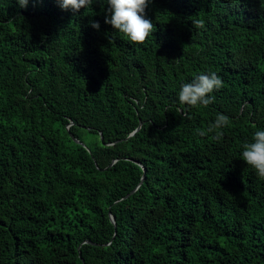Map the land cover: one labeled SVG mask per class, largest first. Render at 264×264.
Segmentation results:
<instances>
[{"label":"trees","instance_id":"trees-1","mask_svg":"<svg viewBox=\"0 0 264 264\" xmlns=\"http://www.w3.org/2000/svg\"><path fill=\"white\" fill-rule=\"evenodd\" d=\"M106 11L0 0V264H264V0H150L143 45Z\"/></svg>","mask_w":264,"mask_h":264},{"label":"clouds","instance_id":"clouds-1","mask_svg":"<svg viewBox=\"0 0 264 264\" xmlns=\"http://www.w3.org/2000/svg\"><path fill=\"white\" fill-rule=\"evenodd\" d=\"M107 11L105 24L111 25L115 32L123 34L135 45H143L152 36L154 24L145 16V10L150 0H106ZM20 8H27L29 0H17ZM58 6L74 13L81 9L91 7L94 0H56ZM201 26L202 21L195 22ZM91 27L99 30L98 22H92ZM222 79L215 73L199 74L191 83L181 85L179 102L191 107H207L213 103L211 94L222 87ZM229 124V118L223 114H217L214 123L207 129L197 128L195 135L200 137L211 135L213 140L219 141L223 136V129ZM242 160L247 166L254 169L258 178L264 179V130L255 131L251 142L241 145Z\"/></svg>","mask_w":264,"mask_h":264},{"label":"water","instance_id":"water-1","mask_svg":"<svg viewBox=\"0 0 264 264\" xmlns=\"http://www.w3.org/2000/svg\"><path fill=\"white\" fill-rule=\"evenodd\" d=\"M137 130H138V128H137L135 131H133V132L129 135V137L132 136ZM100 139H101V134H100ZM110 221L113 223V218H112V217H110Z\"/></svg>","mask_w":264,"mask_h":264}]
</instances>
